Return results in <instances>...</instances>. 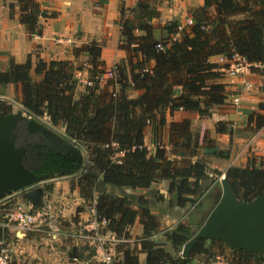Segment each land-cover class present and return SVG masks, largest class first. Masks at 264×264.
<instances>
[{"label":"trees","instance_id":"obj_1","mask_svg":"<svg viewBox=\"0 0 264 264\" xmlns=\"http://www.w3.org/2000/svg\"><path fill=\"white\" fill-rule=\"evenodd\" d=\"M15 1L19 22L29 33L39 34L38 3ZM192 11L190 25L178 32L180 24L173 21L164 27L169 36L159 40L150 24L158 12L148 0H139L129 15L121 8L119 47L125 57L110 70L112 76L103 85L99 77L106 70L101 48L94 41L75 52L87 54L88 80L93 82L82 85L78 92L76 71L82 67L72 60L38 59L33 65L28 56L25 62H11L6 71L0 72V86L15 85L17 101L26 111L39 117L44 113L49 124L72 133L85 149L86 159L80 164L67 161V166L54 173L75 175L85 166L74 185L94 208L97 219L105 220L104 230L122 240L115 247L119 264H190L195 259L206 262L224 248L230 249L228 258L233 264H264L262 254L213 239L199 238L187 258L180 254L184 243L203 223L189 215L200 208L211 179L207 161L192 160L199 139L191 132L189 120L167 125L166 118L179 109L206 116L212 106L226 103L229 93L222 82L223 66L211 61L212 57L238 54L250 64H264V0H204ZM177 33L180 37L173 39ZM158 44L162 49L156 47ZM175 87L181 89L180 94H174ZM132 93L136 96L131 97ZM10 112V104L0 101V116ZM247 115V135H251L264 126V101L258 102L257 111ZM147 129L153 153L145 145ZM215 131L230 136L233 132L227 122H217ZM202 142L204 156L229 159L230 150H220L210 136L205 135ZM120 152L122 155L116 156ZM224 176L242 201H252L264 192V164H256L253 158L244 166L227 167ZM163 180L167 181L166 198L156 191L148 196L136 193ZM25 199L35 208L41 206L35 199ZM160 201L165 202L160 213L170 209L182 219L158 237L161 223L152 207ZM0 208L5 206L0 203ZM4 222L0 214V241L9 239ZM136 222L142 227L141 236L131 234ZM132 238L134 242H130ZM72 239H65L70 247L68 256L90 259L94 252L85 255L89 249L74 244ZM140 254H144L143 260Z\"/></svg>","mask_w":264,"mask_h":264},{"label":"crops","instance_id":"obj_2","mask_svg":"<svg viewBox=\"0 0 264 264\" xmlns=\"http://www.w3.org/2000/svg\"><path fill=\"white\" fill-rule=\"evenodd\" d=\"M34 1L38 3L40 9L38 17L39 34L29 33L26 27L19 22V10L15 0H0V72L6 71L11 62H25L28 56H30L33 65L38 59L45 61L72 60L76 65L82 67L77 71V76L79 74V78H77L79 79L78 92L83 88L84 81L88 80V56L84 52L76 54L75 52L79 47L92 41L96 42L101 48L100 58L104 62L106 72L113 69L116 63L125 57V52L119 47L120 25L118 20L120 9L125 10V15H129V10L139 0H107L104 4H97L95 0ZM148 1L150 6L158 12L150 24L155 37L159 40L169 36V32L164 28L166 25L173 21L185 25L192 16L193 8L202 6L204 3V0ZM174 36L175 38L180 37L179 33ZM57 38L69 39L71 42L59 43L56 41ZM217 59L218 56L212 57L211 61L218 63ZM222 79L229 93L225 104L212 106L206 116L179 109L166 118L167 125L171 122H180L183 119L189 120L191 132L199 139V148L197 155L192 159L193 161L199 158L210 160L211 163L215 162L214 165L223 166L221 171L233 160L236 165L244 160L247 163L250 155L256 164H264V126L252 135H247L241 128L243 125H248L247 113L257 111V102L264 100V67L261 64H254L244 76L236 78L222 72ZM243 80L250 83L251 89L244 90L241 84ZM103 84L104 81L101 85ZM233 94L241 95L239 105L232 103ZM130 96L135 97L136 93H132ZM17 99L18 91L15 85L0 86V101H5L11 106L12 103L10 102L19 104ZM14 108L13 106L12 109L14 110ZM217 122H227L233 130L232 136L228 133L216 132L215 124ZM205 135H209L220 150H225L228 143L231 142L234 146L230 149L229 159L204 156L202 141ZM144 141L149 147V152L153 153L154 145L149 129L146 131ZM166 149L169 157L173 158L169 152L170 147L167 146ZM50 181L43 189L41 188L42 195L41 197L37 195L35 201L42 205L44 200L51 198V204L56 211L54 216L59 214L63 220L56 224L54 217L49 222L50 225L45 224L36 231L20 235H15L14 231L8 228L9 239L4 243H7L6 245L12 254V264H84L83 260L72 259L68 256L70 247L65 243V239L73 238L74 244L87 247L82 240L76 237V232L92 220L93 207L84 201L79 195L78 188L69 180L51 179ZM48 185L51 186L50 190L47 189ZM154 191L166 198L167 181H158L150 188L139 189L136 193L148 196ZM220 193V183H215V186L206 193L204 197L206 199L203 205L201 204L202 207L193 210L189 216L196 218L199 223L203 222L219 199ZM21 197V195H12L8 198L17 199V201L22 199V201L32 204L25 199L26 197ZM1 203L4 202L1 201ZM164 205L165 202L160 201L152 207V213L159 216L161 223L158 237H161L165 230L172 228L182 219L180 215H175L170 209L166 214L160 213ZM55 230L59 232V235L53 241L51 235ZM141 233L142 227L136 222L131 228V234L141 236ZM87 248L89 252L92 250ZM167 248L169 249V246ZM139 257L143 260L144 254H140Z\"/></svg>","mask_w":264,"mask_h":264},{"label":"water","instance_id":"obj_3","mask_svg":"<svg viewBox=\"0 0 264 264\" xmlns=\"http://www.w3.org/2000/svg\"><path fill=\"white\" fill-rule=\"evenodd\" d=\"M173 92L178 95L181 89L175 87ZM15 105L18 112L0 116V202L12 195L23 194L29 200L37 195L41 197L42 189L38 185H42L50 174L37 175L31 170L32 163L38 159L40 144L29 142L25 135L50 136L57 132L38 118H27L21 111H28L20 104ZM19 122L24 123L23 128ZM56 138L62 143L63 155L80 164L81 147L72 142L74 135L68 132V138ZM84 167L82 165L80 172ZM220 186L219 199L193 236L184 243L181 256L187 258L199 238L222 241L227 246L264 255V192L245 202L235 196L225 176Z\"/></svg>","mask_w":264,"mask_h":264},{"label":"built area","instance_id":"obj_4","mask_svg":"<svg viewBox=\"0 0 264 264\" xmlns=\"http://www.w3.org/2000/svg\"><path fill=\"white\" fill-rule=\"evenodd\" d=\"M191 23H192V19L190 18L185 25H178L177 26L178 32H180L184 26H188ZM173 39H176L175 36H173ZM56 41L59 43L71 42L69 39H61V38H57ZM156 47L158 49H162L161 44H158ZM217 62L218 64L223 66L221 71L233 78L244 76L247 72H249V69H251L254 66V64L248 63L244 57H241L238 54H233L230 57L218 56ZM255 65H260V64H255ZM261 65L264 67V64ZM104 75H107V78L111 77L112 72L108 71L107 73L100 76L99 77L100 81H102L103 79L105 80ZM92 84H93L92 81L89 80L84 81V85H92ZM241 84L243 85L244 90L251 89V85L248 81L243 80ZM233 95L234 96H232L231 98L232 103L234 105H239V103L241 102V95L240 94H233ZM17 109L19 110V108ZM21 113L25 115L27 118H32V119L38 118L41 121V123L45 124L47 127L53 130L57 129L56 127L51 126V124L49 123L47 124V122L43 120L42 117L35 116L33 114L24 111H21ZM62 132L60 133L66 135L64 131ZM72 142H74L76 145L81 147L80 151L82 157L86 159L85 149L79 144V142L76 139L73 138ZM112 146L115 147L116 145L112 143ZM120 155H122V152L116 154V156H120ZM223 177H224V172H222L218 176H215L213 178L212 184L220 183ZM50 207L51 205L46 203L42 204L37 208L33 207V205L30 203L28 204L27 207L16 205L14 208L6 211L4 215L5 222L3 226L12 229L15 235L24 234L30 231H36L41 228V225H45V224L50 225L49 222L53 220V218L55 217L54 211ZM92 217H93L92 220L87 225H83L76 232V237L82 240V242L87 247L91 248L94 252V254L90 259L84 261V264H119L114 259L113 246L122 240L117 238L114 233L104 230L106 222L105 220L97 219L94 208L92 209ZM57 235H59V232L55 230V232L52 233L51 235L53 236L52 237L53 241L56 240ZM1 244L2 241H0V264H11L13 259L11 252L7 246L5 247L2 246ZM190 264H233V263L228 261L223 256H215L214 258L206 262L195 261Z\"/></svg>","mask_w":264,"mask_h":264},{"label":"rangeland","instance_id":"obj_5","mask_svg":"<svg viewBox=\"0 0 264 264\" xmlns=\"http://www.w3.org/2000/svg\"><path fill=\"white\" fill-rule=\"evenodd\" d=\"M107 73V72H106ZM76 77L77 78H79V74H78V76H77V71H76ZM104 78L106 79L107 78V75H104ZM82 79H84V78H82ZM79 80V79H78ZM104 80V79H103ZM103 80H102V82H103ZM81 83V82H80ZM260 101H264V100H260ZM259 101V102H260ZM10 103H13V102H10ZM15 103H17V102H15ZM15 103H13V105H11V112H13V113H16V112H18V107L15 105ZM18 104V103H17ZM257 104H258V102H257ZM13 106L15 107L14 108V110L16 111H14L12 108H13ZM41 115V114H40ZM25 116V115H24ZM42 119L43 120H45L46 122H47V124H48V121H47V119H46V116H45V114L44 113H42ZM19 124H20V128H23L24 127V123L23 122H19ZM51 126H53V125H51ZM53 127H55V126H53ZM56 130H58V131H60V132H62V131H64V128L63 127H61V126H56ZM242 130H244L247 134H249L250 133V131L248 130V126L247 125H243L242 127ZM23 131V130H22ZM63 133V132H62ZM31 135H34V136H45V135H42V134H31ZM31 135H29V136H31ZM252 135V134H251ZM28 136V135H27ZM29 136H28V138H29ZM208 137H209V135H207ZM213 143L215 144V141H213ZM202 144H204L203 142H202ZM146 145V144H145ZM233 144L230 142V143H228V147L226 148V149H231V148H233ZM252 156L250 155L249 157H248V160H249V158H251ZM38 158H39V156H38ZM207 161V165H208V176L210 177V176H212V177H210V179H211V181H210V188H212L213 186H215V184H212L213 183V178L215 177V176H218V175H220L222 172H224L225 170H226V168L227 167H229V166H244L245 164H247L246 163V161L244 160V161H242V162H239L238 164L239 165H236L235 164V162H234V160L230 163L229 162V165L223 170V171H221L222 169H223V166H220V164H217V165H214V163H211L210 162V160H206ZM248 162V161H247ZM214 165V166H213ZM221 169V170H220ZM80 174V172H78L77 174H75V175H58L57 173H54V172H51V174H50V177H48L47 179H45L46 181L42 184V185H38V186H40V188H44V186H46L47 184H49L51 181V179H60V180H69L70 181V183L71 184H75V182H76V180H77V176ZM72 181H74V183L72 182ZM218 184V183H217ZM210 190V189H209ZM216 190H219V189H217L216 188ZM20 196V195H19ZM10 197V196H9ZM22 198V197H21ZM7 199H9L8 197H7ZM7 199H5L4 201H2V202H4L3 203V206H5V208L4 209H2V208H0V214H2V216H3V214L5 215V213H6V211H8V210H10V209H12V208H14L15 206V204H17V205H21V206H23V207H27L28 205V203L27 202H25V201H22V199H19L18 201H17V199H13L12 200V198H10L9 200H7ZM205 199L206 198H203V201H202V205H203V202L205 201ZM45 202L44 203H46V204H50L51 205V209L54 211V212H56L55 210H54V208H53V206H52V204H51V202H52V199L50 198V199H46V200H44ZM1 203V202H0ZM202 205L200 206V207H202ZM3 218H4V216H3ZM61 220H63V217H61L59 214L55 217V219H54V222L57 224L58 222H60ZM42 226V225H41ZM135 241V239L134 238H132L131 240H130V242H134ZM7 244V243H6ZM5 243H4V241H2V246H7ZM116 245L117 244H115L114 246H113V253H114V259L115 260H118L119 259V255L116 253V251H115V247H116ZM215 250H217V252H218V250L219 249H216L215 248ZM85 254H89V251L87 252V253H85ZM230 254H231V252H230V249H228V248H224V249H222V253H217V254H215L216 256H223V257H225L228 261H230L231 262V260L228 258L229 256H230ZM211 259L212 258H214V257H210ZM210 258H208V259H210ZM210 259V260H211ZM194 261H205V260H203V259H195Z\"/></svg>","mask_w":264,"mask_h":264},{"label":"flooded vegetation","instance_id":"obj_6","mask_svg":"<svg viewBox=\"0 0 264 264\" xmlns=\"http://www.w3.org/2000/svg\"><path fill=\"white\" fill-rule=\"evenodd\" d=\"M56 131H57L56 133L54 132L55 134H51L50 136L45 135L43 137L37 135L36 136L28 135L29 136L28 138V136L25 135V138L29 142L40 144L39 158L37 159L36 162L32 163V168H31V170L37 175H44L46 173L51 174V172H54L55 169L61 168L63 166H67L66 164H68L69 161L71 162V160L68 159V156L63 155L64 149L62 147V143L59 142L58 139L56 138V137L63 138L64 136L68 138V132H65L64 129V133L66 135H63L58 130Z\"/></svg>","mask_w":264,"mask_h":264}]
</instances>
